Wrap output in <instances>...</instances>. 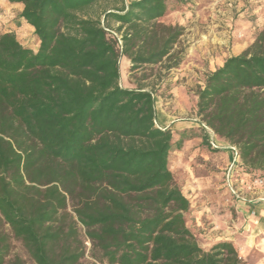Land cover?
<instances>
[{
  "label": "trees",
  "instance_id": "16d2710c",
  "mask_svg": "<svg viewBox=\"0 0 264 264\" xmlns=\"http://www.w3.org/2000/svg\"><path fill=\"white\" fill-rule=\"evenodd\" d=\"M6 1L39 46L0 34V264H28L14 242L33 264H80L79 225L107 264H246L230 241L200 246L170 155L195 137L210 145V130L264 179V30L197 93L205 135L174 133L157 126L153 92L120 74L122 56L131 71L173 59L184 30L157 23L170 0ZM104 2L102 20L90 11Z\"/></svg>",
  "mask_w": 264,
  "mask_h": 264
},
{
  "label": "rangeland",
  "instance_id": "374dc122",
  "mask_svg": "<svg viewBox=\"0 0 264 264\" xmlns=\"http://www.w3.org/2000/svg\"><path fill=\"white\" fill-rule=\"evenodd\" d=\"M131 0H126L129 4ZM172 10L157 23L183 28V35L172 51L171 60L157 65H142L131 71L132 63L120 58L121 85L127 89L138 86L153 92L157 126L170 128L174 133L195 130L201 133V118L197 115V93L204 88L207 76L218 69L229 56L242 54L264 30V0H170ZM104 10L112 11L113 4L104 2L90 13L102 17ZM103 20V17L101 18ZM119 24L113 23L112 28ZM12 31L26 47L37 50L39 40L34 29L20 19L18 9L0 3V34ZM121 39V37L119 36ZM182 58L177 68H169ZM196 121V122H193ZM209 137L212 131L207 130ZM175 138L178 136L175 134ZM217 143V142H216ZM204 143L203 137L185 141L181 150L170 155V169L178 187L190 201L185 215L188 228L196 235L202 248L209 250L207 222L198 216L206 207L207 214L233 211L228 195L221 188L226 157ZM214 148V147H213ZM204 227V229L202 228ZM85 256L80 264H107L100 252L79 225ZM14 253L33 262L19 242Z\"/></svg>",
  "mask_w": 264,
  "mask_h": 264
},
{
  "label": "crops",
  "instance_id": "0c3cea01",
  "mask_svg": "<svg viewBox=\"0 0 264 264\" xmlns=\"http://www.w3.org/2000/svg\"><path fill=\"white\" fill-rule=\"evenodd\" d=\"M5 6H10L22 12L21 4H10L6 0H0ZM234 56H238L235 54ZM232 56H229V58ZM224 64V63H223ZM223 64L220 66L222 67ZM219 67V68H220ZM193 122H196L193 120ZM166 128V127H161ZM217 147L212 149L219 151L226 157V165L222 173L221 188L228 195L230 206L233 211L226 210L225 213L207 214L206 207H202L201 218L207 222L208 246H212L221 241H230L239 252L241 259L246 264H264V186L256 187L252 191H247L245 185L249 181L247 174L240 170L239 165L232 171V183L236 184L243 192L244 198L238 199L227 190L229 171L233 168L234 156L230 149V144L225 140L210 136ZM217 142V143H216ZM205 209V211H204ZM204 229V227H202Z\"/></svg>",
  "mask_w": 264,
  "mask_h": 264
},
{
  "label": "built area",
  "instance_id": "2783aa9c",
  "mask_svg": "<svg viewBox=\"0 0 264 264\" xmlns=\"http://www.w3.org/2000/svg\"><path fill=\"white\" fill-rule=\"evenodd\" d=\"M213 136H215L214 133H213ZM211 145L214 148L217 147L214 140L211 141ZM230 149L233 152L234 162H233V168H231V170L229 171L230 173L228 176L227 190L230 194H232L236 198L243 199L244 195H243L242 190L236 184H233L231 181L232 180V171L234 169V166L236 167L237 165H239L240 170L244 171L242 169V162H241L239 151H238L237 147L231 145ZM260 186H264V179L263 178H256L254 180L249 179L248 183L245 185L247 191H252L256 187H260Z\"/></svg>",
  "mask_w": 264,
  "mask_h": 264
}]
</instances>
